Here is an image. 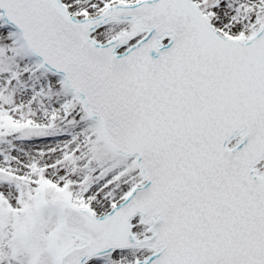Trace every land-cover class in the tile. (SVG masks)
Segmentation results:
<instances>
[{"label": "snow or ice", "instance_id": "6c2138e0", "mask_svg": "<svg viewBox=\"0 0 264 264\" xmlns=\"http://www.w3.org/2000/svg\"><path fill=\"white\" fill-rule=\"evenodd\" d=\"M0 264H264V0H0Z\"/></svg>", "mask_w": 264, "mask_h": 264}]
</instances>
